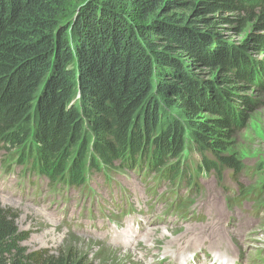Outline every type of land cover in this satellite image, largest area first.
Here are the masks:
<instances>
[{
	"label": "trees",
	"instance_id": "16d2710c",
	"mask_svg": "<svg viewBox=\"0 0 264 264\" xmlns=\"http://www.w3.org/2000/svg\"><path fill=\"white\" fill-rule=\"evenodd\" d=\"M213 14L253 31L229 45L194 25L215 23ZM255 31L264 32V0H0V150L60 187L114 164H145L169 180L191 172L194 187L201 170L236 179L238 108L249 105L228 99L262 74L242 54L264 53ZM197 65L218 69L231 92L197 81ZM15 221L0 209V264H83L70 250L25 249Z\"/></svg>",
	"mask_w": 264,
	"mask_h": 264
},
{
	"label": "rangeland",
	"instance_id": "374dc122",
	"mask_svg": "<svg viewBox=\"0 0 264 264\" xmlns=\"http://www.w3.org/2000/svg\"><path fill=\"white\" fill-rule=\"evenodd\" d=\"M187 12L190 19H193V12ZM211 17H203L212 19L211 23L215 22L211 25L207 26L205 22L199 21L194 25L217 33L223 42L234 47L240 46L253 31L252 28L239 27L236 23H225L219 14ZM255 32L264 35V32ZM242 54L249 62L259 63L262 71V74L253 78L255 82L244 80L240 84L236 83V90L228 99L231 105L233 100L244 101L249 105L245 108L242 104L239 106L244 126L234 135L233 151L242 156L243 169L236 174V179H232L231 171L227 170L221 180L213 176L214 171L207 175L202 173L198 186L200 191L185 187L177 190V209L182 211V219L168 212L171 221L151 222L138 234L156 226L174 229L168 231L163 228L165 237L157 242L152 239L148 241L153 247L152 251L158 252L160 259L164 258L154 264H178L182 257L191 253H182L184 246H188L187 250L199 251L206 241H210L214 248H235V255L241 258L242 264H264V194L257 193V187L264 176L263 170L257 168L259 163L264 165V78H261L264 75V53L249 46ZM197 67L198 65L192 67L197 81H218L219 84L215 87L221 93H225L227 87L231 92L232 85L218 79V69ZM203 116L210 115L204 112ZM9 153L11 152L0 150V209L12 214L16 218L17 228L27 233L28 238L21 242V246L29 251L47 249L51 254L70 250L83 264H145V259H137L130 248L120 250V247L131 245L119 242L114 235H123L126 230H116L110 226L109 220L123 226L131 219H138L143 213L153 216L150 220H154L156 216L163 217L165 209L174 200L172 185L160 184L152 176L135 174L114 165L106 174L92 177L83 188L71 187L70 190L62 191L57 187L54 190L45 179L33 177L28 169L24 171L15 162L14 155L9 162ZM107 180L113 182L108 189L105 188ZM115 185L122 187L121 193ZM88 195L92 196L90 200L87 199ZM4 198L18 205L4 202ZM24 205L30 206V209H38L47 217L36 215L33 210L26 212ZM47 218L54 222L56 230L51 229L52 225L48 224ZM214 218H218L219 222ZM178 221L183 223L179 225ZM183 226L205 228V233L198 238L195 248L186 238L174 245L167 243L168 234H179ZM49 231L52 235L44 236Z\"/></svg>",
	"mask_w": 264,
	"mask_h": 264
},
{
	"label": "bare ground",
	"instance_id": "6f19581e",
	"mask_svg": "<svg viewBox=\"0 0 264 264\" xmlns=\"http://www.w3.org/2000/svg\"><path fill=\"white\" fill-rule=\"evenodd\" d=\"M4 202H8V203H11L13 205H18L17 203H14L12 200H9L6 198H4ZM23 208H25L26 212L29 210H33L34 214H36V215L46 216L45 214H43L38 209H35V208L30 209L31 207L28 205H24ZM218 218H220V217H218ZM218 218H216L218 220L217 222H219ZM47 221H49L48 224L52 225L51 229L56 230V225L53 224L54 222L52 223V221L49 220L48 218H47ZM154 221L155 220H147L146 223H151ZM163 228L168 229L169 227L168 226L150 227L144 233H141L140 235H138L137 239H135V237L133 239H131L128 234H124L123 237H118L117 240L120 241L121 243H124L126 245H131V247H126V246L120 247V250H121V248H123V249L130 248V250L135 254L137 259H145V264H154V263H159V262L163 261L164 258L160 259L158 257L159 253L152 251L153 247L148 244L149 243L148 241L150 239L157 242V240H161L163 237H165V234L162 230ZM170 230H174V229H172V228L168 229V231H170ZM139 232H141V230ZM203 233H205L204 227H198V228L192 229V228H187V227L183 226L181 229V232L179 234H177L175 236H173L172 234H168L169 240L167 241V243L169 245H174L177 241H180V240L186 238L188 243L189 244L191 243L193 248H195V246H197V244H198V238L201 237V235ZM49 235H52V233L50 231L48 233H44V236H49ZM155 236L157 238H153ZM115 248H116V251H118V247L115 246ZM187 249H188V246H184L182 248V253L193 251V250H187ZM120 252L122 253L123 250ZM127 252H128V250L125 253H127ZM141 262H143V261H141ZM188 264H192L191 258L189 259Z\"/></svg>",
	"mask_w": 264,
	"mask_h": 264
}]
</instances>
